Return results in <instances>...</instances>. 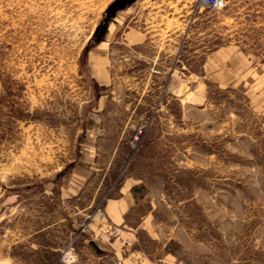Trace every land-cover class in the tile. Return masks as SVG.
I'll return each mask as SVG.
<instances>
[{
  "label": "rangeland",
  "instance_id": "374dc122",
  "mask_svg": "<svg viewBox=\"0 0 264 264\" xmlns=\"http://www.w3.org/2000/svg\"><path fill=\"white\" fill-rule=\"evenodd\" d=\"M115 1L0 0V264H264V0Z\"/></svg>",
  "mask_w": 264,
  "mask_h": 264
},
{
  "label": "crops",
  "instance_id": "0c3cea01",
  "mask_svg": "<svg viewBox=\"0 0 264 264\" xmlns=\"http://www.w3.org/2000/svg\"><path fill=\"white\" fill-rule=\"evenodd\" d=\"M2 91V78L0 75V93ZM110 200V199H109ZM135 204V196L132 192H126L124 193L120 198L111 199L108 201L106 205L107 214L109 215V218L113 220V222L116 223V225H121L126 222L125 217ZM132 234V233H131ZM118 255V251L116 253ZM123 252L120 251V255H122ZM119 256V255H118ZM136 256L131 253H128V257L126 258V264H138L139 262L135 260ZM146 264V263H145Z\"/></svg>",
  "mask_w": 264,
  "mask_h": 264
},
{
  "label": "built area",
  "instance_id": "2783aa9c",
  "mask_svg": "<svg viewBox=\"0 0 264 264\" xmlns=\"http://www.w3.org/2000/svg\"><path fill=\"white\" fill-rule=\"evenodd\" d=\"M201 4L210 7L212 9H221L226 5L225 0H201ZM118 236V229L114 225H108L102 233L99 235V238L102 241H109L111 237ZM128 246L133 244V240L127 239ZM161 264H170L167 260H163Z\"/></svg>",
  "mask_w": 264,
  "mask_h": 264
},
{
  "label": "water",
  "instance_id": "95a60500",
  "mask_svg": "<svg viewBox=\"0 0 264 264\" xmlns=\"http://www.w3.org/2000/svg\"><path fill=\"white\" fill-rule=\"evenodd\" d=\"M134 0H117L115 1L109 8V14L114 13L118 9L124 8L127 4L133 2ZM94 247L97 249L98 252H101L102 249L98 247V245L93 242Z\"/></svg>",
  "mask_w": 264,
  "mask_h": 264
}]
</instances>
